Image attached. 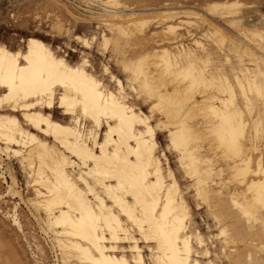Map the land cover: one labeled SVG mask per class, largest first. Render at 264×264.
<instances>
[{
    "label": "bare ground",
    "instance_id": "1",
    "mask_svg": "<svg viewBox=\"0 0 264 264\" xmlns=\"http://www.w3.org/2000/svg\"><path fill=\"white\" fill-rule=\"evenodd\" d=\"M79 1L98 25L89 35H72L85 48L77 61L36 34L18 47L0 39V177L6 183L0 198H18L0 212L23 235L35 264L43 263L37 252L46 250L33 236V251L22 204L45 235L53 264H264V25L244 23L240 0H214L201 10L167 1L159 9ZM147 37L153 48L129 53ZM95 44L110 53L125 80L110 59L96 71L87 52ZM17 56L16 66L24 56L47 58L61 82L27 95L18 78L9 87ZM186 75L195 77V88ZM212 109L240 114L239 152L197 142L216 118ZM163 132L166 148L158 141ZM188 135L193 142L185 143ZM168 152L176 154L216 231L205 234L195 225ZM11 158L25 173L27 197L6 162ZM215 242L220 247L212 249ZM6 246L10 251L11 243Z\"/></svg>",
    "mask_w": 264,
    "mask_h": 264
},
{
    "label": "rangeland",
    "instance_id": "2",
    "mask_svg": "<svg viewBox=\"0 0 264 264\" xmlns=\"http://www.w3.org/2000/svg\"><path fill=\"white\" fill-rule=\"evenodd\" d=\"M126 1L128 4L137 8L159 9L162 8L163 3L167 1L171 6L192 7L201 10L206 4L214 0ZM240 1L245 4L243 9L245 16L244 23L247 25H264V0ZM67 8L70 9L75 16L70 15L66 11ZM208 17L217 24L225 27L230 33L234 32V30L221 18L211 16ZM59 20L62 22L61 28H59L57 25ZM97 25L98 24L95 22V19L91 18L88 12L83 9V3L79 0H0V39L15 47L25 43L22 41V39H26L28 36L36 34L51 43L54 48L58 49L61 47L63 51H67L70 54L69 58L71 60L77 61L80 59L81 51L85 48L82 47L81 43L77 42L72 35L76 33L89 35L97 29ZM67 28L71 30L70 35L67 33ZM151 29L160 30V24L152 25ZM193 30L199 32L198 29ZM160 38H162L161 35L157 37V40ZM149 39L150 37H147L146 42H144L142 45H138V47L129 49V53H133L134 51L141 48H150V46L153 48V45H155L154 41L152 39L149 41ZM72 48H76V51L72 50ZM87 52H90L89 57L96 71L101 73L102 62H107L110 59V53L107 54L108 57L104 56L101 54V49H99L96 44L93 49H88ZM110 65L113 72L125 80L124 73L121 71L114 58L110 59ZM140 105L144 106V109L148 111V108L145 107L142 101H140ZM58 115L62 116L61 109H59ZM158 141L161 148H166L168 143L166 133H159ZM168 157L172 167L178 174L179 180L186 192V197L192 206L195 225H197L199 229L205 234H208L209 231H216L214 221L210 216H208V214H205L207 213L206 206L204 204L198 205V202L195 200L193 196V190L190 187V181L178 167L176 154L174 152H168ZM6 162H8L13 168V172L16 174L19 181V189L23 195L27 197L31 193V189L27 186V179L24 171L16 159H7ZM5 190L6 183H4L0 177V196L5 192ZM15 200H18V198L14 199L11 196H7L4 199L0 198V206L6 210L11 205H13ZM21 213L26 225L27 238L34 247L33 251L36 250L33 239V236H35L37 240L42 243L46 250L45 255H41L36 251L42 259V264H53L55 262L54 253L47 244L45 235L41 232L37 222L31 217L28 207H26L24 204H22ZM6 243H11L12 248L10 251L7 250ZM211 244L212 243H210V245ZM215 245L217 248L220 247V244L215 242L213 245H211V248L213 249ZM7 251L9 252L8 254H10V260L4 262L2 261V258H0V264H35V258L33 257L32 249L28 246V243L23 235L16 231L13 226H11L9 220L5 218L0 212V257H2ZM223 264L228 263L224 261Z\"/></svg>",
    "mask_w": 264,
    "mask_h": 264
},
{
    "label": "snow or ice",
    "instance_id": "3",
    "mask_svg": "<svg viewBox=\"0 0 264 264\" xmlns=\"http://www.w3.org/2000/svg\"><path fill=\"white\" fill-rule=\"evenodd\" d=\"M17 59L18 56L12 58L11 66L8 69L7 80L10 81L9 87L16 86V80L18 78V87L23 89L27 95L29 90L38 86L49 88L54 83L61 82L58 79H53L52 66L47 58L39 62H34L30 56H24L21 60L22 66H16ZM58 63L62 65V61ZM184 79L189 80L190 86L195 88V77L186 75ZM3 82L4 78L0 77V83ZM65 87H67V85H65ZM85 111H87V107ZM212 111L216 113L215 109H212ZM238 124L242 126L239 113L235 115L231 113L227 115L216 113L215 120L212 121L211 125L206 129L208 135L204 136L201 134L197 138V142L203 139L208 146L216 150H222L226 145L229 152L237 153L241 150V132L240 127L237 126ZM191 142H193V137L188 135L185 143ZM262 201H264V196H262Z\"/></svg>",
    "mask_w": 264,
    "mask_h": 264
}]
</instances>
